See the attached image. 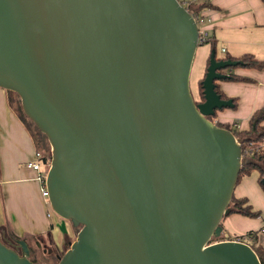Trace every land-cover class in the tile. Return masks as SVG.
I'll list each match as a JSON object with an SVG mask.
<instances>
[{"label": "water", "instance_id": "1", "mask_svg": "<svg viewBox=\"0 0 264 264\" xmlns=\"http://www.w3.org/2000/svg\"><path fill=\"white\" fill-rule=\"evenodd\" d=\"M198 29L176 0H0V88L50 147L45 186L77 229L58 264H261L224 240L242 166L234 134L209 117L216 60L194 100ZM47 159H42L45 164ZM0 234V264H38Z\"/></svg>", "mask_w": 264, "mask_h": 264}, {"label": "crops", "instance_id": "2", "mask_svg": "<svg viewBox=\"0 0 264 264\" xmlns=\"http://www.w3.org/2000/svg\"><path fill=\"white\" fill-rule=\"evenodd\" d=\"M203 15L210 20L207 28L215 43V55L218 49L222 54L215 56L216 59L252 55L264 60V3L261 0H212ZM210 50V43L203 46L197 58L193 97L196 101H199L197 82L204 75ZM230 73L248 81L215 82L222 94L236 100V108L217 111L212 121L229 124L238 131L247 130L254 111L264 105V69L241 68ZM34 153L30 132L19 118L14 103L10 102L8 91L0 88V234L6 240L27 242L32 257L46 250L37 247V242L41 247L52 246L56 251H63L73 230L70 223L53 216L48 200L40 197L39 184L33 180L35 173L26 167ZM249 177H243L236 185L234 196L246 198L260 216L248 218L233 213L227 216L228 224L235 230V236L255 232L256 244L264 248V233H260L264 225V194L257 183L258 173L254 178ZM223 234L228 236L224 228Z\"/></svg>", "mask_w": 264, "mask_h": 264}, {"label": "trees", "instance_id": "3", "mask_svg": "<svg viewBox=\"0 0 264 264\" xmlns=\"http://www.w3.org/2000/svg\"><path fill=\"white\" fill-rule=\"evenodd\" d=\"M264 3V0H261ZM199 9H206L211 7V2L209 3H201L197 6ZM207 43H210L211 50H215V43L214 41L209 37V40ZM210 50V52H211ZM216 56V55H215ZM216 60H237L241 63L237 66H241L243 68H253L262 70L264 69V60H257L252 55H243L237 59H234L229 56H225L220 59ZM209 65V58L206 62V67L204 71V75L201 79L197 82V88H198V95H199V101H203V88H202V80L205 76L206 69ZM236 67V66H235ZM229 69V68H226ZM220 73H224L223 71H220ZM228 78L224 81H248L246 78L238 77L234 75L233 73H228ZM216 84V83H215ZM215 91L217 94L220 95L221 99L228 100L229 98L226 97L224 94H222L219 90L217 85L215 86ZM8 94L10 95V102L15 103V109L18 113L19 118L23 122V124L26 126L28 131L30 132V136L33 140L35 151H39L42 153V155L49 159L50 157V147L48 144V141L46 137L38 131V129L35 127V125L23 114V111L21 109L19 101H14L11 97L12 92L8 91ZM15 94V93H13ZM16 95V94H15ZM17 96V95H16ZM18 97V96H17ZM233 103L235 104L233 108H236V100L232 99ZM226 109V108H224ZM223 110V109H221ZM220 110H216L215 113ZM215 115V114H214ZM214 117V116H213ZM213 117H209V119L212 121ZM264 122V105L254 111L252 116L249 119L248 123V129L247 130H236L231 127L229 124H222L217 123L216 125L222 128H225L229 131H231L236 140L240 143L241 151H242V166L240 168V172L238 175L237 184L241 181V179L245 176H249L253 171H256L258 173L257 183L261 189V191L264 194V149L258 148L259 144L264 139V125L262 124ZM250 146H253V148L256 150L253 151L251 155L248 154V150ZM236 184V185H237ZM231 206L230 208V214L236 213L248 218H257L260 216L259 211H255L252 206L248 203V200L246 198H236L233 194V197L231 199ZM227 215V216H228ZM255 232L252 233L254 241L250 243V247L253 249V251L256 253L259 261L261 264H264V248L260 245L256 244V236ZM12 238L14 237L12 234H10ZM213 240V239H212ZM65 247L67 248V244H65ZM32 262L38 263L36 259L31 258ZM39 264V263H38Z\"/></svg>", "mask_w": 264, "mask_h": 264}, {"label": "built area", "instance_id": "4", "mask_svg": "<svg viewBox=\"0 0 264 264\" xmlns=\"http://www.w3.org/2000/svg\"><path fill=\"white\" fill-rule=\"evenodd\" d=\"M176 1L190 13V15L193 17L197 25V29H198L197 44L203 45L204 43H207V41L209 40L207 26L210 20L208 19V17L203 15L204 9H199L197 6L201 3L212 2V0H176ZM258 148L264 149V139L259 144ZM254 150H256V148L254 149L253 146H250L248 150V154L251 155ZM44 158L46 157H44L41 152L35 151L33 159L28 163H26V167L28 169H31L35 173L33 180L39 184L40 194L44 199L47 200L48 192L45 186V179L48 171L49 159L46 158L47 162L43 164L42 159ZM260 233H264V225L260 228ZM242 237H245L250 243H252V238H253L252 233H246ZM234 241L243 242L248 245L250 244L247 243L245 239H242L240 237H236Z\"/></svg>", "mask_w": 264, "mask_h": 264}, {"label": "rangeland", "instance_id": "5", "mask_svg": "<svg viewBox=\"0 0 264 264\" xmlns=\"http://www.w3.org/2000/svg\"><path fill=\"white\" fill-rule=\"evenodd\" d=\"M208 45V43H204L203 45H197V49H196V57H195V64H194V66L192 67V70H191V76H190V91H191V93H192V96L194 97L195 96V91H194V88H195V85L196 84H194V77H195V75H196V70H197V58H198V55H199V53H200V50H201V48L203 47V46H207ZM216 56L217 57H220V56H222V54L220 53V51H219V49L217 50V54H216ZM241 68H243V67H241V66H236V67H231V68H229V69H224L223 70V72H224V74H228V73H230V72H233L234 70H236V69H241ZM193 92H194V95H193ZM11 97H12V99L14 100V101H19V98L15 95V94H13L12 93V95H11ZM20 103V102H19ZM15 104V103H14ZM257 174L256 172H253V173H251L249 176V178H254V175L255 174ZM40 197H42L41 196V194H40ZM43 198V197H42ZM41 199V198H40ZM44 199V198H43ZM229 206H231V203L229 204ZM48 209L50 210V212H51V214L53 215V216H56L55 214H54V212L51 210V208H50V206H49V204H48ZM57 217V216H56ZM57 218H59V217H57ZM59 221H61V222H67L68 224H69V222L68 221H64V220H62L61 218H59ZM221 226L224 228V231H225V233H227L228 234V236H226L225 234H223V232H222V234L220 235V237L219 238H217V239H213L211 242L213 243V242H217V241H224V240H234V239H236V237H240V238H242V239H245V241L247 242V243H250L245 237H242V236H235V230L232 228V227H230L229 226V224H228V217L227 216H225L222 220H221ZM76 233H77V229H75V231L74 230H71V239H70V241L72 242V241H74L75 240V238H76ZM37 247H39L40 245L39 244H37L36 245ZM68 246V245H67ZM69 247V246H68ZM67 247V248H68ZM39 248H41V249H43V248H46V249H48V247H46V246H44V247H39ZM67 248L66 249H64L63 250V252H62V254L65 252V250H67ZM40 249V250H41ZM33 258L34 259H36L37 260V262L38 263H40V264H54V257H53V255H50V256H46V257H42L41 255H40V252H38V253H35L34 255H33Z\"/></svg>", "mask_w": 264, "mask_h": 264}, {"label": "flooded vegetation", "instance_id": "6", "mask_svg": "<svg viewBox=\"0 0 264 264\" xmlns=\"http://www.w3.org/2000/svg\"><path fill=\"white\" fill-rule=\"evenodd\" d=\"M74 231H75V229H73ZM2 234V233H1ZM1 239H2V241L6 244V245H8V246H10V247H12L13 249H15L16 251H20V249L16 246V244H15V240H6L5 239V237H3L2 235H1ZM8 239V238H7ZM36 244H38V242L36 243ZM65 244H67L68 246L70 245V241H68V240H66L65 241ZM64 244V245H65ZM40 247V246H39ZM64 249H66V247L64 248ZM62 252L63 251H61V252H59V251H56L52 246H50L48 249H46L45 251H43L42 252V257H46V256H50V255H53V257H54V264H58V261H59V257L60 256H62ZM32 252H31V249H30V259L31 258H33L32 257V254H31ZM40 264V263H39Z\"/></svg>", "mask_w": 264, "mask_h": 264}]
</instances>
